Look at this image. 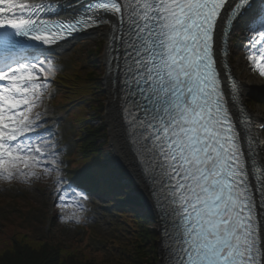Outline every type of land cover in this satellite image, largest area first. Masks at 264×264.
<instances>
[{
    "label": "snow or ice",
    "instance_id": "obj_1",
    "mask_svg": "<svg viewBox=\"0 0 264 264\" xmlns=\"http://www.w3.org/2000/svg\"><path fill=\"white\" fill-rule=\"evenodd\" d=\"M65 3L0 0V39L57 48L103 30L110 135L154 201L167 264H264V138L238 123L242 96L223 76L234 25L264 22V0H76L81 11L63 16ZM247 31L264 77V27ZM55 48L0 68V179L55 172L66 207L62 192L87 199L119 186L124 160L94 157L62 175L55 134L42 127Z\"/></svg>",
    "mask_w": 264,
    "mask_h": 264
},
{
    "label": "rangeland",
    "instance_id": "obj_2",
    "mask_svg": "<svg viewBox=\"0 0 264 264\" xmlns=\"http://www.w3.org/2000/svg\"><path fill=\"white\" fill-rule=\"evenodd\" d=\"M70 5H74V3ZM243 24L231 34V37L235 34L230 56L232 72L235 73L233 75L234 79L238 82V85L239 83H251L256 80L264 82V77L260 76L259 68L256 66L259 60L255 63L248 60V56L252 54L253 50L248 46V38L252 33L247 31L249 27L255 29L259 26L263 27V25H256L252 22ZM100 33L102 32L90 31L81 38L70 42L66 54L63 56L54 55V63L58 65L56 72L72 70L77 66L76 69L78 68L81 72L82 70H93L100 75L98 80L102 88L101 92L96 94L92 100L87 98L89 102L82 100L79 104L88 108L90 104H95V99H99L103 104L102 112L100 114L90 113L85 120L92 126L102 125L108 136L110 124L106 119L108 93L105 91L106 68L103 49L106 44V35ZM100 41H102V50L97 56H93L91 51H96ZM256 54L259 56L258 49ZM59 89V87L52 86L50 83L49 92L51 95H46L44 100L48 119L42 127L50 126L55 134L52 138L57 141V147L61 149L58 156L65 162L60 165L63 169L62 175L65 178H70L80 171L79 167L74 165L75 159H78V151L75 148L77 134L69 115L70 109L67 110L69 104L62 102L59 93L61 89ZM240 93L247 114L251 118L257 117L264 120V94L260 92L243 93L241 90ZM262 135H264V129ZM108 148L109 151L113 152L109 142ZM118 156H120L119 153ZM124 165L128 172L135 177L134 182L138 185V189L135 188L130 194L144 193L145 189L137 174L129 168L126 162H124ZM54 176L55 172L51 176H31L26 181L21 178L0 179V227L14 218L21 220V216H23L26 224L31 226V231L34 230L38 235H42L48 231V228L51 229L50 232L54 240L63 244L65 250L72 251L79 256L81 254L86 255L89 264H123L124 257H127L128 253L134 250L138 244L135 223L130 215L131 213L120 208L117 201L109 200L105 196L96 194L95 191H92L87 199H81L78 194L74 196L71 192L67 195L62 192L61 195L64 196L65 200L70 202H66V207H59L56 196V189L59 186L54 183ZM61 183H64V181ZM14 199L17 200L18 207L17 204L13 203ZM77 201L82 207L78 206ZM74 214L80 216L78 222L74 218ZM61 217H70L71 219L65 220ZM149 227L154 228L156 233L158 232V223L155 217L149 222ZM5 234H0V240ZM158 243L157 234L156 240L149 244H143L145 248H151L152 246V251H156L154 254L150 253L148 255L146 264H159ZM1 245L2 243H0Z\"/></svg>",
    "mask_w": 264,
    "mask_h": 264
},
{
    "label": "trees",
    "instance_id": "obj_3",
    "mask_svg": "<svg viewBox=\"0 0 264 264\" xmlns=\"http://www.w3.org/2000/svg\"><path fill=\"white\" fill-rule=\"evenodd\" d=\"M101 50L102 41L98 43L96 51L92 50L91 52L93 56H97ZM76 67L72 70L56 72L51 80L54 86L61 89L59 93L62 102L69 104L67 110L70 109L69 115L77 134L75 148L78 151V159H75L74 165L81 169L94 157L105 155L112 157V154L108 148L106 129L100 124L92 126L85 120L90 113L100 114L103 104L98 98L95 99V104H90L88 108L79 104L82 100L87 101V98L92 100L96 94L101 92L102 88L98 80L100 75L93 70H82L81 72ZM56 98L58 99L57 95ZM119 171L120 176L123 177V169L120 168ZM137 186L132 179L127 178L126 182L121 180L119 186L114 189L93 190L98 195L117 201L118 206L126 209L133 217L138 244L134 250L128 253L127 257H124L123 264H146L148 255L156 252L152 251V246L151 249L145 248L143 245L144 243L149 244L157 238L156 230L149 227V222L154 217L127 204V202H138L141 199L139 193L130 194ZM13 203L17 204L18 207L16 199L13 200ZM36 219L37 217L35 221ZM31 229L23 216H21V220L14 218L9 223L1 225L0 234H6L0 240L2 243L0 246V264H89L86 255L81 254L79 256L72 251L65 250L63 244L54 240L50 232L51 229L48 228V231L42 235H38L34 230L32 232Z\"/></svg>",
    "mask_w": 264,
    "mask_h": 264
},
{
    "label": "bare ground",
    "instance_id": "obj_4",
    "mask_svg": "<svg viewBox=\"0 0 264 264\" xmlns=\"http://www.w3.org/2000/svg\"><path fill=\"white\" fill-rule=\"evenodd\" d=\"M73 1L74 0H66V3L64 4V6L71 4ZM59 2L63 3L64 0H59ZM72 9H73V7H69L68 10L59 11V14L63 15V16H68ZM92 31L93 32H99V31L103 32V30H92ZM69 44H70V42L68 41V43H61V45L59 47H57V48H55L56 46L52 47V48H55L52 54L56 55V56H63L64 54H66L65 52L67 51ZM34 50L41 51L42 49H36L35 48ZM234 74L235 73L233 71L232 75H234ZM238 89H240L243 93H246V92H260L261 94H264V82L261 81V80H256V81H253L251 83H244V82L243 83H239ZM235 110H236V108H235ZM112 140L114 141V145H115L117 153H119V155L124 160V162H126L128 164L129 168L132 169V171L136 173V171H135L134 167L132 166V164L129 163V160L123 158V153L121 151V144L118 143L117 141H115L113 139V137H112ZM65 201L66 202H70L69 200H65ZM148 203H151V201L148 200Z\"/></svg>",
    "mask_w": 264,
    "mask_h": 264
},
{
    "label": "water",
    "instance_id": "obj_5",
    "mask_svg": "<svg viewBox=\"0 0 264 264\" xmlns=\"http://www.w3.org/2000/svg\"><path fill=\"white\" fill-rule=\"evenodd\" d=\"M109 131H110V128H109ZM108 136H109V138H108V142H109V144H110V146H111V148H112V151H113V153H114L116 156H118L117 151H116V148H115V145H114V141L112 140V135H110V133H108Z\"/></svg>",
    "mask_w": 264,
    "mask_h": 264
}]
</instances>
